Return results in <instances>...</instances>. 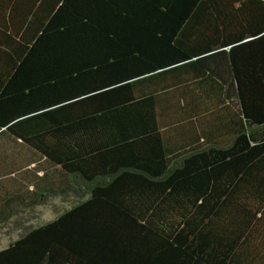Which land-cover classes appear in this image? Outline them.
Here are the masks:
<instances>
[{
	"label": "trees",
	"instance_id": "1",
	"mask_svg": "<svg viewBox=\"0 0 264 264\" xmlns=\"http://www.w3.org/2000/svg\"><path fill=\"white\" fill-rule=\"evenodd\" d=\"M70 192L0 264H264V0H0V223Z\"/></svg>",
	"mask_w": 264,
	"mask_h": 264
},
{
	"label": "rangeland",
	"instance_id": "2",
	"mask_svg": "<svg viewBox=\"0 0 264 264\" xmlns=\"http://www.w3.org/2000/svg\"><path fill=\"white\" fill-rule=\"evenodd\" d=\"M77 199L73 192L51 196L35 206H23L6 223H0V249L19 237L25 228L38 225L55 218L70 207Z\"/></svg>",
	"mask_w": 264,
	"mask_h": 264
},
{
	"label": "crops",
	"instance_id": "3",
	"mask_svg": "<svg viewBox=\"0 0 264 264\" xmlns=\"http://www.w3.org/2000/svg\"><path fill=\"white\" fill-rule=\"evenodd\" d=\"M232 113L233 114H231V115H235V117L237 118V120L241 119V116L238 114V112L236 110H234V112H232Z\"/></svg>",
	"mask_w": 264,
	"mask_h": 264
}]
</instances>
